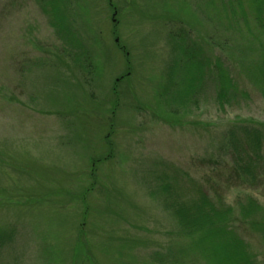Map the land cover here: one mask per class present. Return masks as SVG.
Listing matches in <instances>:
<instances>
[{"label": "rangeland", "instance_id": "obj_1", "mask_svg": "<svg viewBox=\"0 0 264 264\" xmlns=\"http://www.w3.org/2000/svg\"><path fill=\"white\" fill-rule=\"evenodd\" d=\"M262 1L0 0V264L230 260L173 202L264 207L227 142L264 136Z\"/></svg>", "mask_w": 264, "mask_h": 264}, {"label": "trees", "instance_id": "obj_2", "mask_svg": "<svg viewBox=\"0 0 264 264\" xmlns=\"http://www.w3.org/2000/svg\"><path fill=\"white\" fill-rule=\"evenodd\" d=\"M262 3L264 6V0ZM258 6H260V4ZM260 19L264 24V14ZM260 19L258 21L261 24ZM261 26L264 30V25L261 24ZM262 51L261 56H264V46ZM262 61V63L258 64V66H260L258 74L252 75L254 80L249 75L247 77L264 97V60ZM198 64H200V67L203 69L201 66L202 64L200 62ZM224 83L225 82L222 84ZM189 93H191V91ZM241 127L243 126H237L238 129ZM235 132L240 135L239 132L236 131V128H233V136ZM243 134H245L244 139H238L232 136L233 138H229L227 142L233 158V171L235 175L240 181L252 184L257 179L255 174L256 167L260 166L263 160L262 146L264 144V136L255 126L245 127L243 129ZM164 189H166V186ZM207 197L208 196L203 194L201 190L198 197L191 201L177 199L173 202L176 205L174 207V214L180 216V213H183V224L187 225L186 227L188 229L192 228V231L189 232H200V238H205L204 241L206 242L205 248L202 249L203 251L215 247L213 246L214 243H221L230 250V260L225 259L226 264H255V257L248 252L247 243L243 240L244 238L242 239V237L232 229L230 224L234 221L247 224L248 229L250 228L257 233L264 243V215L261 217V220L260 218L256 220V216L260 214L259 211L264 213V207L257 204L256 200L250 198L239 204V210L236 216L234 208L216 207ZM192 249L201 254L198 247ZM201 255H203L208 262L216 261L206 256V254Z\"/></svg>", "mask_w": 264, "mask_h": 264}]
</instances>
